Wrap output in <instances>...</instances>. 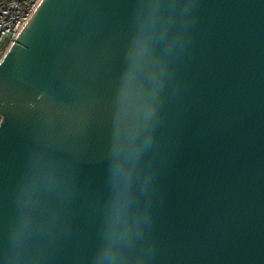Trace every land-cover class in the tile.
Segmentation results:
<instances>
[{
  "label": "water",
  "instance_id": "obj_1",
  "mask_svg": "<svg viewBox=\"0 0 264 264\" xmlns=\"http://www.w3.org/2000/svg\"><path fill=\"white\" fill-rule=\"evenodd\" d=\"M0 264H264V0H40L0 60Z\"/></svg>",
  "mask_w": 264,
  "mask_h": 264
},
{
  "label": "built area",
  "instance_id": "obj_2",
  "mask_svg": "<svg viewBox=\"0 0 264 264\" xmlns=\"http://www.w3.org/2000/svg\"><path fill=\"white\" fill-rule=\"evenodd\" d=\"M40 0H0V60Z\"/></svg>",
  "mask_w": 264,
  "mask_h": 264
}]
</instances>
